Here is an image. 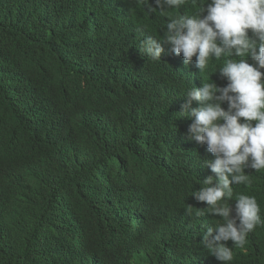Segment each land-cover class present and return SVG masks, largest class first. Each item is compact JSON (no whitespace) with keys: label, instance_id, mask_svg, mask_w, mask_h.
<instances>
[{"label":"trees","instance_id":"trees-1","mask_svg":"<svg viewBox=\"0 0 264 264\" xmlns=\"http://www.w3.org/2000/svg\"><path fill=\"white\" fill-rule=\"evenodd\" d=\"M68 2L0 0V264H114L141 253L144 264H218L200 244L216 221L197 216L191 196L207 158L178 113L188 88L217 80L214 63L192 74L162 55L152 99L91 64L104 49L86 53L96 37L88 29L71 37L67 22L79 14ZM29 5L40 8L10 11ZM64 39L65 49H52ZM245 173L251 184L234 185V196H255L264 220V171ZM233 254L231 264H264V223Z\"/></svg>","mask_w":264,"mask_h":264},{"label":"clouds","instance_id":"clouds-1","mask_svg":"<svg viewBox=\"0 0 264 264\" xmlns=\"http://www.w3.org/2000/svg\"><path fill=\"white\" fill-rule=\"evenodd\" d=\"M68 3L79 14L77 21L67 22L71 37L88 29L96 37L87 54L95 55L96 49L112 51V55L98 54L99 65L92 60L91 64L109 70L110 78L117 73L134 81L152 99L156 78L151 69L162 55L179 59L192 74L198 70L203 74L214 63L212 73L218 72L217 80L188 88L181 95L186 101L178 113L188 119L187 139L207 158L202 163L207 176L191 196L202 208H197L196 215L209 213L216 222L204 227L200 244L218 264H231L233 249H243L248 235L264 223L257 198L243 193L234 196L233 188L250 186L245 170L264 171V0H191L192 6L189 0ZM39 8L9 10L25 15ZM68 45L67 39L56 40L52 49ZM38 191L37 178L34 192ZM232 199L236 201L234 214ZM70 206L62 204V212ZM114 264H144V253L141 258L127 254ZM162 264L208 263L202 256H189Z\"/></svg>","mask_w":264,"mask_h":264}]
</instances>
